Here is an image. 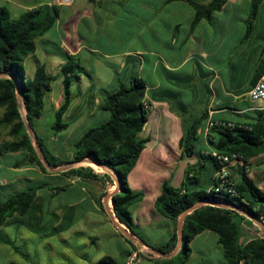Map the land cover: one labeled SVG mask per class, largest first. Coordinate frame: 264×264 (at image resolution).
Listing matches in <instances>:
<instances>
[{
  "label": "crops",
  "instance_id": "obj_1",
  "mask_svg": "<svg viewBox=\"0 0 264 264\" xmlns=\"http://www.w3.org/2000/svg\"><path fill=\"white\" fill-rule=\"evenodd\" d=\"M167 1L189 4L184 0ZM195 1L208 3L210 0ZM246 1L250 6L252 0ZM217 13L219 12L213 14L211 21L201 20L198 31H190L182 45L175 47L173 43L163 42L160 52L146 51V57L151 59H143L144 53L141 50L121 49L103 53L98 49L87 48L83 37L73 27L78 24L79 19L60 31L61 39L56 53H51L60 56V52H64L78 56L83 66L84 58L88 59L84 53L88 50L108 70L107 76L101 78L83 66L88 76H83L80 83L73 85L72 103L64 116L69 124L65 132L70 134L80 131L84 135L95 128L92 126L96 125L94 122L99 117L104 120L102 124L106 123L110 114L107 117L99 113H106L103 104L107 92L129 85L134 76L142 78L140 71L143 73L146 69L150 70L149 77L142 79L147 87L146 101L152 107L148 122L140 135L141 138L149 139V143L129 175V184L134 191L145 194L141 202L132 206L131 212L139 233L153 246L166 243L175 232L179 234L180 230L179 222L176 225L156 210V201L164 184L169 183L174 188H180L185 183L188 168L193 167L199 176L193 190L210 189L213 186L217 168L211 160H202V156L213 152L207 138L202 134L207 123L213 120L251 124L259 116L264 118V107L249 99V92L255 85V72L264 59V44H259L257 51L252 54L241 50V56L245 55V60H241L243 63L237 62L232 54L229 64L223 66V42L213 44L208 32V25L215 21ZM42 41L44 45L48 42ZM178 41L173 39L174 43ZM37 51L32 55L36 59ZM64 64L65 60L62 58L61 63L50 66L60 70ZM132 67L139 68L140 71L129 74L128 70ZM63 93L62 85L61 97L59 94L52 95L51 104L55 114L63 103ZM204 114L207 120L200 129L201 140L196 151L187 156L181 142L191 125ZM236 116L238 118L234 120ZM45 142L47 145V140ZM48 148L54 153V149L49 146ZM72 158L73 155L67 160ZM81 165L91 167L97 174L105 177V182L82 180L59 173L45 174L40 167L29 162V154L26 152L6 154L0 158L1 200L5 201L30 187L47 185L38 191L31 210L25 216L14 215L0 227V240L15 243L26 255L24 257L11 245L0 241V264H42L40 261L35 263L36 258L31 250L46 239H58L67 247L76 246L79 253L84 251L82 256L87 264H97L106 257L112 258L117 264H129L134 254L139 257L135 264H153L152 260L160 258L159 254L142 245L140 240L129 239L127 233L130 231L114 214L111 207L113 197L109 198L118 191V184L112 172L95 164ZM245 170L249 178L264 192V154L252 158L249 168L242 164L232 165L230 173L233 180L238 182ZM61 187L66 189L59 193L54 191ZM244 231L245 240L258 236L260 232L256 226L248 227L246 224ZM210 233L211 231H205L198 235L191 246L201 237H205V240L214 237ZM216 241L220 246L218 237ZM182 244L179 239L176 255ZM133 245L137 246L138 251ZM93 247L97 256L95 259L87 252ZM193 254L192 249L189 261ZM221 264H224V260Z\"/></svg>",
  "mask_w": 264,
  "mask_h": 264
},
{
  "label": "trees",
  "instance_id": "obj_2",
  "mask_svg": "<svg viewBox=\"0 0 264 264\" xmlns=\"http://www.w3.org/2000/svg\"><path fill=\"white\" fill-rule=\"evenodd\" d=\"M98 1L89 0L90 3ZM184 1L195 9L194 25L203 19L211 21L213 14L222 11L229 2V0H210L208 3L195 0ZM263 3L264 0L251 1L248 33L252 29V20L257 17ZM58 19L57 7L39 6L26 11L19 17H13L8 8L0 6V158L6 154L26 152L29 154L30 163L40 167L45 174L51 173L40 159L34 142L26 130V119L32 126L43 154L53 169L68 167L75 163L80 165L59 174L82 180L105 182V177L97 174L91 167L81 165L90 158L112 172L121 188V192L112 198V210L117 219L128 228L133 239L143 241L160 255V258L151 261L153 264H186L192 255V241L205 231L218 235V243L223 249L224 264H264V238L254 237L245 240V222L258 229L259 227L239 212L229 208L204 205L188 214L184 221L181 250L170 258L167 256L178 248L179 234L177 232L166 243L157 246L149 244L139 233L131 208L141 202L145 194L136 192L130 187L129 175L149 143V139L140 136L150 114V110L145 105L147 87L142 78L134 76L129 85H122L114 92H107L103 109L110 114L109 120L90 129L76 142L71 160L57 157L48 148L45 140L36 132L34 122L43 114L45 99L52 91L53 82L62 79L64 88L63 103L55 114V123L52 128L57 135L69 127V124L64 122V116L72 103L73 85L80 83L83 76H88L78 56L60 52L65 64L61 66L58 75L50 74L45 65H39L33 79L26 80L24 61L36 53L38 40L54 29ZM263 75L264 59L257 67L253 85ZM17 82L20 84L22 98H19L17 94ZM206 120L205 114L197 119L182 140L181 146L187 156L196 151L201 140L200 129ZM230 123L233 124L232 127L218 126L209 133L207 141L213 148V152L241 153L248 161L264 154L263 116H259L251 124ZM202 160H211L217 172L219 171L220 165L212 156V152L202 156ZM198 181V171L189 167L185 183L180 188H174L169 183H165L161 195L157 198L156 210L177 225L185 211L199 202L210 201L234 205L262 220L264 192L249 178L246 170L243 171L240 180L235 181V195L227 191L217 193L214 189L218 184L217 179L210 189L193 190L192 187ZM46 187L45 184L30 187L5 201L0 199V227L14 215L25 216L31 210L38 191ZM65 189L66 187H61L54 191L59 193ZM0 241L8 243L4 240ZM8 244L26 257L15 243ZM133 247L138 251L136 245ZM97 264L117 263L112 258L106 257Z\"/></svg>",
  "mask_w": 264,
  "mask_h": 264
},
{
  "label": "rangeland",
  "instance_id": "obj_3",
  "mask_svg": "<svg viewBox=\"0 0 264 264\" xmlns=\"http://www.w3.org/2000/svg\"><path fill=\"white\" fill-rule=\"evenodd\" d=\"M208 2L209 0H202ZM57 7L59 9V19L52 31L42 40H47L43 44L38 40V51L36 57H28L24 61L26 80L33 79L39 65L46 66L50 74L58 75L60 70L51 64L62 62V58L56 54V49L60 43V31L65 26L71 24L76 19L78 24L73 25L74 29L83 37L87 48L98 49L103 53L119 51L121 49L141 50L146 57V51H161L165 43H173L178 47L186 35L192 31L196 33L200 27L194 25L195 11L193 7L184 2H168L167 0H99L90 3L89 0H73L72 4H64L63 0H0V6L9 9L13 17H19L26 11L39 6ZM250 6L246 0H230L226 7L216 14L215 21L208 25V32L213 44L224 45L225 53L222 55L221 64L228 65L233 54L236 61L245 60V55L241 56V50L246 54H252L257 47L264 44V3L260 6L257 17L252 20V29L249 32ZM199 25V26H198ZM249 35V37H247ZM178 39L174 43L173 39ZM82 64L92 74L107 76L108 70L104 68L101 60L99 62L87 50ZM141 59V58H139ZM240 63H243L242 61ZM140 71L139 68H130L129 74ZM149 69L141 72V77L147 79L150 75ZM159 69V73H160ZM127 73V74H128ZM123 77V76H122ZM120 77V78H122ZM62 79L52 84V91L45 99V109L41 118L36 119L34 128L39 136L47 140V145L61 159L67 160L72 157L74 144L82 137L83 133L62 132L56 135L53 131L55 123V110L51 104L52 95L58 94L61 97ZM89 96V95H87ZM101 111V110H100ZM24 113V110H23ZM105 114L106 112L99 113ZM99 117L94 122V126H100L104 120ZM238 117L234 118L236 120ZM65 123H68L64 120ZM83 166V165H82ZM91 166V165H86ZM96 168V167H95ZM245 224L252 226L248 222ZM211 239L205 240L201 237L191 248L194 254L187 264H221L224 260L221 247L217 244L215 233L211 232ZM255 237H258L255 235ZM81 243V242H80ZM79 243V244H80ZM76 246L67 247L58 239L42 240L40 244L34 246L32 255L36 261L42 264H87L82 256L83 252L76 250ZM95 259V248L87 251ZM68 258H65V256ZM146 264V263H145Z\"/></svg>",
  "mask_w": 264,
  "mask_h": 264
},
{
  "label": "built area",
  "instance_id": "obj_4",
  "mask_svg": "<svg viewBox=\"0 0 264 264\" xmlns=\"http://www.w3.org/2000/svg\"><path fill=\"white\" fill-rule=\"evenodd\" d=\"M64 4L70 5L73 0H63ZM249 99L253 102H257L264 107V75L257 83L251 88L249 92ZM147 109L151 110V103L145 102ZM218 126L224 127H232L233 124L230 122L224 121H209L205 130L203 131V136L208 138L211 130ZM212 156L216 159L218 164L220 165V169L217 172L216 179L218 184L215 186V191L217 193H221L223 191H227L228 193L235 195V181L233 180L230 167L234 164H242L246 168H249L250 161L246 159V157L241 153H233V154H221L218 152H212ZM262 221L264 222V216L262 217ZM260 230V229H259ZM258 237L264 238V232L260 230ZM136 240V239H135ZM139 257L134 254L132 258H130L129 264H135Z\"/></svg>",
  "mask_w": 264,
  "mask_h": 264
},
{
  "label": "water",
  "instance_id": "obj_5",
  "mask_svg": "<svg viewBox=\"0 0 264 264\" xmlns=\"http://www.w3.org/2000/svg\"><path fill=\"white\" fill-rule=\"evenodd\" d=\"M17 94H18V97L19 98H22V94H21L19 82H17ZM25 126H26V130H27L29 136L31 137V139L34 142L36 151H37L40 159L42 160L43 164L45 165V167L48 169L49 172H51V173L65 172V171H67L69 169H72V168H74V167H76L78 165L77 163H75V164H71L68 167H61V168L53 169L50 166V163L47 161L46 157L43 154V151H42V149H41V147H40V145L38 143L37 137H36V135L34 133V130H33L32 126L29 124V122L26 119H25ZM83 163L95 164L96 166H99V167L103 168L101 165L97 164L91 158L85 160ZM116 183L118 184V191L116 193L112 194L109 199H111V197H113L114 195H116V194H118V193L121 192V188H120V185H119V181L117 179H116ZM204 205H212V206H216V207H220V208H229V209L235 210V211L239 212L240 214H242L243 216H245L247 219H249L252 222H254L259 227V229L264 232V222L262 220H259V219L255 218V217L251 216L246 211L241 210L240 208H238V207H236L234 205H230V204L214 203V202H210V201H202V202H199V203L195 204L194 206H192L187 211H185L182 214V216H181V218L179 220V228H180V230H179V239L181 241V244L183 243V227H184V221H185L186 216L188 214L192 213L193 211L201 208ZM127 236H128L129 239H133V236L131 235L130 232L127 233ZM140 243L142 245L148 247L154 253H156V251L152 247L147 246L143 241H140ZM176 252H177V250L175 252H173L172 254L168 255L167 257L168 258L173 257L174 255H176Z\"/></svg>",
  "mask_w": 264,
  "mask_h": 264
},
{
  "label": "bare ground",
  "instance_id": "obj_6",
  "mask_svg": "<svg viewBox=\"0 0 264 264\" xmlns=\"http://www.w3.org/2000/svg\"><path fill=\"white\" fill-rule=\"evenodd\" d=\"M113 192H114V191H113ZM113 192H112V193H113ZM109 203H110V202H109Z\"/></svg>",
  "mask_w": 264,
  "mask_h": 264
}]
</instances>
